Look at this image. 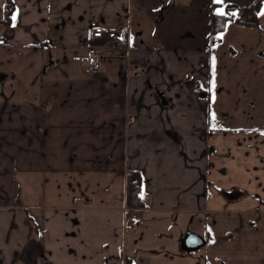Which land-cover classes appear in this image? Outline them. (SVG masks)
<instances>
[{"label":"crops","instance_id":"0c3cea01","mask_svg":"<svg viewBox=\"0 0 264 264\" xmlns=\"http://www.w3.org/2000/svg\"><path fill=\"white\" fill-rule=\"evenodd\" d=\"M10 1L0 264H264V0L252 24L253 0Z\"/></svg>","mask_w":264,"mask_h":264},{"label":"trees","instance_id":"16d2710c","mask_svg":"<svg viewBox=\"0 0 264 264\" xmlns=\"http://www.w3.org/2000/svg\"><path fill=\"white\" fill-rule=\"evenodd\" d=\"M261 0H253L250 5H248L244 10L246 11V18L236 17L235 19L239 22L252 24L253 19L256 17ZM217 6L216 3L212 4V8ZM227 9H235L236 6L226 5ZM12 9V4L10 0H7L5 14L6 18H9ZM242 10V9H241ZM210 17V44H214L218 41V34L224 29L225 23L230 19L227 15H218V12H211ZM127 180L125 186V202L129 209L138 208L141 206L142 194L141 185L142 177L141 173L136 170L127 171Z\"/></svg>","mask_w":264,"mask_h":264},{"label":"built area","instance_id":"2783aa9c","mask_svg":"<svg viewBox=\"0 0 264 264\" xmlns=\"http://www.w3.org/2000/svg\"><path fill=\"white\" fill-rule=\"evenodd\" d=\"M90 38L92 39H111L117 40L118 37L113 31H108L100 25H96L92 28ZM102 57L99 55L91 56L87 61L88 70L91 73H96L100 70L102 65Z\"/></svg>","mask_w":264,"mask_h":264},{"label":"water","instance_id":"95a60500","mask_svg":"<svg viewBox=\"0 0 264 264\" xmlns=\"http://www.w3.org/2000/svg\"><path fill=\"white\" fill-rule=\"evenodd\" d=\"M183 243H184L183 248L192 250L197 248L201 244V241L199 239H195L193 236H189L185 238Z\"/></svg>","mask_w":264,"mask_h":264},{"label":"snow or ice","instance_id":"6c2138e0","mask_svg":"<svg viewBox=\"0 0 264 264\" xmlns=\"http://www.w3.org/2000/svg\"><path fill=\"white\" fill-rule=\"evenodd\" d=\"M216 3H222L223 0H215ZM264 14V13H262ZM17 15H18V11H17V14H13L11 16V20L13 21V27H15V21L17 20ZM218 15H224V12H223V9H220L219 12H218ZM213 65H215V57H213ZM215 85H213L214 87ZM213 119H215V116L213 114Z\"/></svg>","mask_w":264,"mask_h":264}]
</instances>
